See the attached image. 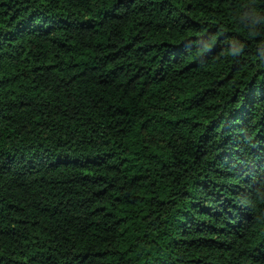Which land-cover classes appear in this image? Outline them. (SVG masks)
I'll return each mask as SVG.
<instances>
[{
    "label": "trees",
    "instance_id": "1",
    "mask_svg": "<svg viewBox=\"0 0 264 264\" xmlns=\"http://www.w3.org/2000/svg\"><path fill=\"white\" fill-rule=\"evenodd\" d=\"M0 264H264V0H0Z\"/></svg>",
    "mask_w": 264,
    "mask_h": 264
}]
</instances>
